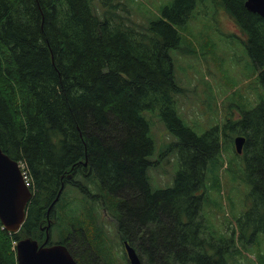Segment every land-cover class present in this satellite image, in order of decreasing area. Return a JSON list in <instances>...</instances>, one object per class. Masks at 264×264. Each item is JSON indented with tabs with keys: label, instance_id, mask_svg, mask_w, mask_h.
Returning a JSON list of instances; mask_svg holds the SVG:
<instances>
[{
	"label": "trees",
	"instance_id": "16d2710c",
	"mask_svg": "<svg viewBox=\"0 0 264 264\" xmlns=\"http://www.w3.org/2000/svg\"><path fill=\"white\" fill-rule=\"evenodd\" d=\"M198 1L172 0L136 26L113 10L99 12L93 0H0V147L24 165L32 192L18 231L0 220V264H17L19 238L41 243L46 232L79 264H98L96 254L106 258L108 251L98 196L142 264H246L249 235L264 232V97L250 109L238 104V119L225 116L202 134L184 123L171 50L196 52L181 45L187 38L180 29L203 11ZM216 1L246 34L264 86V17L245 0ZM146 111L160 114L177 137L169 150H178L179 167L172 184L157 190L147 175L154 144ZM228 130L246 138L253 202L232 219L236 229L216 237L202 210L220 189L218 158ZM78 200L90 212L74 213ZM261 263L259 251L248 264Z\"/></svg>",
	"mask_w": 264,
	"mask_h": 264
},
{
	"label": "rangeland",
	"instance_id": "374dc122",
	"mask_svg": "<svg viewBox=\"0 0 264 264\" xmlns=\"http://www.w3.org/2000/svg\"><path fill=\"white\" fill-rule=\"evenodd\" d=\"M93 2L99 12H102V8L113 10L124 17L125 22L139 26L149 24L160 15L162 7L170 4L172 0ZM197 5V9L203 10L201 14L188 21L185 31L180 29L182 35L187 38L186 43L181 41V45L184 43L182 46L185 49H196V52L182 53L173 49L171 55L175 77L184 89L175 96L177 112L187 126L202 134L216 123H221L225 116L238 119V104L246 102V108L254 107L261 97H264V86L254 72L255 64L246 49V34L240 30L229 12L216 0H199ZM144 115L151 123L150 136L154 144L153 153L150 155L153 164L148 167L147 175L151 189L157 190L172 184L179 167L178 150H169V144L176 141L177 137L168 131L160 114L146 111ZM238 134L237 131L228 130L226 135H223L218 158L222 162L218 171L220 189L217 192L210 191V199L202 210L216 237L223 231L229 234L232 229H236L233 228L232 219L253 202L250 195L252 184L245 174L244 151L238 153L234 148L233 140ZM165 151L167 153L161 156ZM70 192L71 195L74 194L73 198L81 196L77 190ZM99 198L96 197L95 212L104 228V240L101 245L108 248L106 258L112 257L114 264H130L122 240L120 241L117 235L116 221L100 205L102 201ZM80 202L81 200L73 202L72 211L77 214L90 212V207L84 208V205L80 206ZM99 202L100 204H97ZM218 205L220 209L217 208ZM230 219L233 222H228ZM227 225L229 228H226ZM251 230L249 232H252ZM55 237L53 234V240L57 239ZM249 238L247 245L252 247L247 246L242 257L246 264L250 263L259 251L264 258V232L256 231L249 235ZM101 261L102 259L98 264H101Z\"/></svg>",
	"mask_w": 264,
	"mask_h": 264
},
{
	"label": "water",
	"instance_id": "95a60500",
	"mask_svg": "<svg viewBox=\"0 0 264 264\" xmlns=\"http://www.w3.org/2000/svg\"><path fill=\"white\" fill-rule=\"evenodd\" d=\"M244 5L249 11L264 17V0H245ZM245 140L242 134L234 137L237 152H242ZM31 196V189L25 184L19 162L0 147V220L8 231L15 232L21 227ZM48 238V232L42 243L31 236L19 238L16 242L17 264H79L65 244H47ZM125 250L130 264H142L134 247L127 241Z\"/></svg>",
	"mask_w": 264,
	"mask_h": 264
},
{
	"label": "flooded vegetation",
	"instance_id": "af4514ba",
	"mask_svg": "<svg viewBox=\"0 0 264 264\" xmlns=\"http://www.w3.org/2000/svg\"><path fill=\"white\" fill-rule=\"evenodd\" d=\"M70 176V175H69ZM105 213V212H104ZM47 227V226H46ZM124 242V241H123ZM50 243H52V242H47V244H50ZM106 247V246H105ZM68 248V247H67ZM68 250H69V248H68ZM70 251V250H69ZM71 253V252H70ZM105 253H103V252H101V254L99 253V254H96L97 255V257L98 258H100V259H103L104 257H103V255H104ZM107 255H108V252H107ZM109 258H112V257H107V260H106V258H105V260L106 261H109ZM99 259V260H100Z\"/></svg>",
	"mask_w": 264,
	"mask_h": 264
},
{
	"label": "bare ground",
	"instance_id": "6f19581e",
	"mask_svg": "<svg viewBox=\"0 0 264 264\" xmlns=\"http://www.w3.org/2000/svg\"><path fill=\"white\" fill-rule=\"evenodd\" d=\"M234 4H236V3H234ZM240 6V5H239ZM241 9V8H240ZM44 17V16H43ZM253 25V24H252ZM254 32V31H253ZM257 41V40H256ZM253 55V54H252ZM260 68V67H259ZM260 70V69H259ZM263 71H264V69H263ZM243 113V112H242ZM168 124V123H167ZM169 126V125H168ZM67 136V135H66ZM258 137V136H257ZM84 141V140H83ZM182 142V141H181ZM85 144V143H84ZM175 144V143H174ZM248 148V147H247ZM251 148V147H250ZM214 155V154H213ZM256 156H257V154H256ZM259 158V157H258ZM18 161V160H17ZM206 161V160H205ZM257 163V162H256ZM264 163V162H263ZM247 164V163H246ZM258 165V164H257ZM66 172V171H65ZM179 172H180V170H179ZM83 173V172H82ZM184 174V173H183ZM63 176V175H62ZM29 177V176H28ZM247 178V177H246ZM61 180V179H60ZM250 182V181H249ZM196 189V188H195ZM150 192V191H149ZM91 196V195H90ZM58 201V200H57ZM111 202V201H110ZM175 207V206H174ZM177 208V207H176ZM197 208V207H196ZM118 213V212H117ZM152 219V218H151ZM155 221V220H154ZM156 233V232H155ZM184 233V232H183ZM182 233V234H183ZM233 241V240H232ZM108 250V249H107ZM203 251V250H202ZM218 251V250H217ZM145 254V253H144ZM138 255V254H137ZM139 257V256H138ZM79 263V262H78Z\"/></svg>",
	"mask_w": 264,
	"mask_h": 264
},
{
	"label": "built area",
	"instance_id": "2783aa9c",
	"mask_svg": "<svg viewBox=\"0 0 264 264\" xmlns=\"http://www.w3.org/2000/svg\"><path fill=\"white\" fill-rule=\"evenodd\" d=\"M24 176H25V182H26V184H30V181H29V178H28L27 174H25Z\"/></svg>",
	"mask_w": 264,
	"mask_h": 264
}]
</instances>
